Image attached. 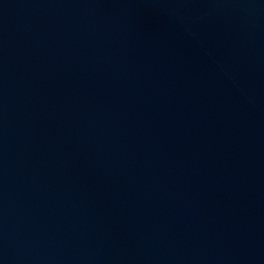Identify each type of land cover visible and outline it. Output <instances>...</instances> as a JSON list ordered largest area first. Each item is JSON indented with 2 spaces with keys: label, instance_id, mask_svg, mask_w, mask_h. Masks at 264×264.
Segmentation results:
<instances>
[{
  "label": "water",
  "instance_id": "water-1",
  "mask_svg": "<svg viewBox=\"0 0 264 264\" xmlns=\"http://www.w3.org/2000/svg\"><path fill=\"white\" fill-rule=\"evenodd\" d=\"M0 264H264V0H0Z\"/></svg>",
  "mask_w": 264,
  "mask_h": 264
}]
</instances>
